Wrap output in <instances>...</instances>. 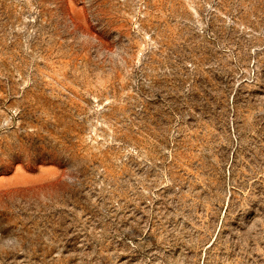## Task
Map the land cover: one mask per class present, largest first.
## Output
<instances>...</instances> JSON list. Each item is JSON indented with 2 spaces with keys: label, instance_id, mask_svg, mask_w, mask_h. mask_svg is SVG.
Returning a JSON list of instances; mask_svg holds the SVG:
<instances>
[{
  "label": "rangeland",
  "instance_id": "obj_1",
  "mask_svg": "<svg viewBox=\"0 0 264 264\" xmlns=\"http://www.w3.org/2000/svg\"><path fill=\"white\" fill-rule=\"evenodd\" d=\"M0 264H264V0H0Z\"/></svg>",
  "mask_w": 264,
  "mask_h": 264
}]
</instances>
